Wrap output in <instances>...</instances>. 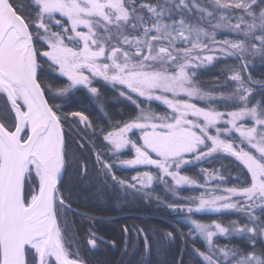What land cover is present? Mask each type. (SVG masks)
Instances as JSON below:
<instances>
[{
    "label": "snow or ice",
    "instance_id": "6c2138e0",
    "mask_svg": "<svg viewBox=\"0 0 264 264\" xmlns=\"http://www.w3.org/2000/svg\"><path fill=\"white\" fill-rule=\"evenodd\" d=\"M218 30L235 39L217 40ZM227 59L238 63L226 66L231 75L222 86L234 87L203 92L196 71ZM257 60L264 66V0H0V264H88L66 239L77 232L66 215L75 211L71 194L61 191L72 165L98 193H111L117 208L142 199L175 215L168 228L124 225L125 254L142 243L148 257L180 239L196 264H264V79L249 71ZM97 84L132 102L138 114L104 128L85 110L65 111L83 92L107 118ZM140 98L171 111L140 108ZM125 151L131 158H121ZM226 157L235 177L201 168L200 183L182 174L213 161L224 167ZM130 170L136 174L117 175ZM229 179L237 183L222 187ZM159 185L184 203H167L156 193ZM185 186L199 195L179 197ZM227 211L242 219L227 226L193 219ZM91 228L89 250L117 247ZM219 238L242 246L214 242Z\"/></svg>",
    "mask_w": 264,
    "mask_h": 264
},
{
    "label": "trees",
    "instance_id": "16d2710c",
    "mask_svg": "<svg viewBox=\"0 0 264 264\" xmlns=\"http://www.w3.org/2000/svg\"><path fill=\"white\" fill-rule=\"evenodd\" d=\"M25 3H30L31 0H23ZM235 21H233L234 23ZM215 23V21H213ZM208 31H213L209 26H206ZM217 40L235 39L233 36L227 35L225 32L218 30L216 35ZM238 63L232 59L214 61L212 65L196 71V81L198 86L203 92L211 93L213 95H220L221 93L227 94L231 87H223L227 82V76L231 73L225 74L224 69L226 66ZM256 67L249 69L254 79H264V66L259 61H254ZM49 82H52L50 76H46ZM97 87L101 89V92L105 97L104 111L107 113V118L97 110V107L93 100L86 93H77L72 105L69 108H65V111L82 109L86 111V114L93 119L94 123L100 127L109 128L111 123L116 121H127L138 114L136 105L132 102L125 100L122 97H118L116 92L110 87H105L102 84H97ZM259 99V97H257ZM59 102V101H58ZM140 108L151 109L152 111L164 114L165 109L152 101L140 99L137 101ZM199 104L203 107L207 105L205 103ZM219 111H233V107H224L223 105H217ZM81 135L86 136L88 139H94L96 144L103 147V143L100 137H92L88 133L80 130ZM75 135V133H74ZM76 140H79V136H76ZM83 143V141H80ZM78 153L76 143L73 141L72 149ZM129 152H125L122 157H130ZM89 166L91 168L92 153L89 152ZM107 159V157H105ZM224 167H221V163L213 161L211 163H202L194 167H185L183 174L192 177L200 182L202 179L200 175V169H215L219 168L220 172L224 176H228L231 172L232 176L237 175V169L232 163L231 158L223 159ZM135 174V170L130 171H117V175L121 177H130ZM237 182L234 179H229V183L224 185L225 187H231ZM63 187L61 191L65 192L67 196L71 194V199L68 201L75 211L67 212V217L75 222L77 229L76 239L73 240L72 236L67 235V241L71 242L72 250L79 249L80 255L84 257L88 264H179L181 258L186 264H196L195 258L189 251H182L184 245L180 239L175 242L166 244L158 253L153 250L151 256L145 257L143 252L142 243L139 244V251L134 248H129L127 254L124 252L123 240L124 234L122 227L124 225H139L147 230L148 226H158L160 228H168L169 224L174 222L175 215L163 205H157L154 201H144L142 199H134L121 201V207L117 208V201L113 198L111 193L107 195H101L98 193L95 184H89L80 178L75 165L68 168L63 177ZM156 193L160 195L167 203L170 204H183L184 200L176 199L171 194L165 193L163 186L159 185L155 188ZM177 195L179 197L195 196L198 195V190L192 188H181L178 190ZM80 213H87L96 217L95 221H91L87 216H81ZM111 217V219H107ZM193 219L200 220L202 222H211L216 220L222 222L227 226L228 221L241 220L242 216L234 211H227L223 214H202L196 215ZM92 223H95L96 227L91 228ZM184 231L187 232L188 228L181 225ZM91 228L92 231L98 232L106 240H115L117 247L102 246L95 250H89V246L86 243L87 230ZM131 234V232H130ZM221 245L228 244H240L242 242L237 239L220 238ZM135 244V239L133 240ZM189 245L193 243L192 240L188 241ZM195 246L203 250L204 243L202 239L195 240Z\"/></svg>",
    "mask_w": 264,
    "mask_h": 264
},
{
    "label": "rangeland",
    "instance_id": "374dc122",
    "mask_svg": "<svg viewBox=\"0 0 264 264\" xmlns=\"http://www.w3.org/2000/svg\"><path fill=\"white\" fill-rule=\"evenodd\" d=\"M157 95H159V93H157ZM169 98H170V97H169ZM134 99H135V97H134ZM140 99L145 100L144 98H140ZM152 102H155V103L161 105V106L165 109V111H167V112H170V111H171L170 109L167 108L166 105L163 104L162 101L152 100ZM191 102H193V103H197L199 107H203V106H201V105L199 104V102H200V103H204L203 101H197V100H193V101H191ZM139 135H140V133H139V131L137 130V131H136V135H135V136H132V139H136ZM125 152H129V153L131 154L130 157H121V158H124V159L131 158L132 153H131L130 151H125ZM215 169H219V168H215ZM145 170L151 171L152 169H145V168H140V169H139V171H145ZM209 170H212V169H209ZM220 173H221V172H220ZM135 174H136V172H135ZM135 174H134V175H135ZM182 174H183V173H182ZM201 177H202V176H201ZM200 183H203V177H202V179L200 180ZM221 186H222V187H225L224 185H221ZM182 188H190V187L185 186V187H182ZM198 195H199V190H198ZM219 239H220V238H219ZM219 239H215L214 242L220 244V240H219ZM220 245H221V244H220Z\"/></svg>",
    "mask_w": 264,
    "mask_h": 264
}]
</instances>
